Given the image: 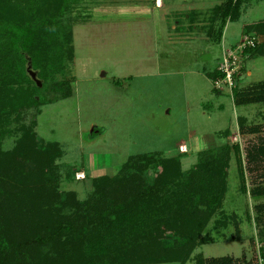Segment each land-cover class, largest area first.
Returning a JSON list of instances; mask_svg holds the SVG:
<instances>
[{
    "label": "rangeland",
    "instance_id": "obj_1",
    "mask_svg": "<svg viewBox=\"0 0 264 264\" xmlns=\"http://www.w3.org/2000/svg\"><path fill=\"white\" fill-rule=\"evenodd\" d=\"M227 1L82 0L65 17L71 50L60 70L45 84L28 71L46 103L21 114L25 125L35 121L39 146H59L56 185L80 200L92 192L93 179L124 175L132 156L175 157L186 175L198 162L211 170L223 164L221 206L185 264L224 256L264 264V176L249 170L252 151L264 147V103L234 101L236 93L264 84V35L245 29L264 20V0H240L238 20L232 19L237 0ZM246 37H255L257 47L237 51ZM228 57L232 74L225 82ZM241 118L245 129L260 132L240 131ZM18 137L4 139L3 151H14ZM11 163L0 162V173H9ZM158 167L152 162L143 178Z\"/></svg>",
    "mask_w": 264,
    "mask_h": 264
},
{
    "label": "trees",
    "instance_id": "obj_2",
    "mask_svg": "<svg viewBox=\"0 0 264 264\" xmlns=\"http://www.w3.org/2000/svg\"><path fill=\"white\" fill-rule=\"evenodd\" d=\"M81 1L0 0V162H14L9 173H0V264H185L221 206L223 164L211 170L198 162L186 175L175 157L132 156L122 168L124 175L93 179L92 192L80 200L56 185L53 161L61 156L59 146H39L35 121L21 122L24 111L46 103L36 94L28 71H36L45 84L52 72L60 70L71 50V23L65 17ZM236 2L233 20L243 12L241 1ZM219 13L228 15L222 9ZM245 29L263 36L264 20ZM234 101L237 106L264 103V84L236 93ZM244 125L241 118L243 133L260 132L259 126ZM15 135L16 149L3 151V140ZM252 152L249 170L264 176V158L258 159L264 156V147ZM152 162L159 167L146 180L143 174ZM130 169L135 172L127 173ZM234 227L239 234L236 220ZM166 238L171 242L165 243ZM261 258L264 261V251ZM197 264L240 261L224 256L199 259Z\"/></svg>",
    "mask_w": 264,
    "mask_h": 264
},
{
    "label": "built area",
    "instance_id": "obj_3",
    "mask_svg": "<svg viewBox=\"0 0 264 264\" xmlns=\"http://www.w3.org/2000/svg\"><path fill=\"white\" fill-rule=\"evenodd\" d=\"M256 46V38L255 37H246V40H244L243 43H241L237 48V51L240 50L245 51L246 49L253 48ZM229 58H226L227 62L225 65V69H221L222 74L224 76V81L225 82H230L231 81V74L232 72L229 71V67H227V64H229Z\"/></svg>",
    "mask_w": 264,
    "mask_h": 264
}]
</instances>
